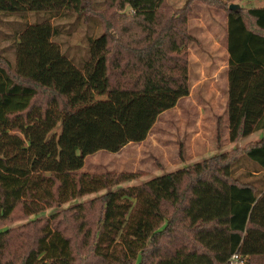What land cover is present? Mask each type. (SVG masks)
Returning a JSON list of instances; mask_svg holds the SVG:
<instances>
[{
  "label": "trees",
  "instance_id": "1",
  "mask_svg": "<svg viewBox=\"0 0 264 264\" xmlns=\"http://www.w3.org/2000/svg\"><path fill=\"white\" fill-rule=\"evenodd\" d=\"M196 1L227 17V127L236 143L264 130V7L231 11L228 5L242 0H189L174 10L165 0H71L60 13L27 22L25 10L3 2L0 16L19 20L2 22L13 31L11 62L0 51V224L16 212H51L0 229V264L264 258V136L245 145L240 160L209 158L140 183L136 174L80 172L88 156L143 142L160 114L188 96L187 48L195 40L187 14ZM93 4L112 9L119 25L108 21L87 38L79 65L60 50V29L49 20L70 15L73 23L101 26L103 12L87 16ZM85 87L108 98L74 111ZM243 158L262 173L259 187L232 177Z\"/></svg>",
  "mask_w": 264,
  "mask_h": 264
},
{
  "label": "rangeland",
  "instance_id": "2",
  "mask_svg": "<svg viewBox=\"0 0 264 264\" xmlns=\"http://www.w3.org/2000/svg\"><path fill=\"white\" fill-rule=\"evenodd\" d=\"M70 1L0 0V7L3 6L4 2L9 6L12 5L25 10L27 12L26 21L34 22L48 16L51 11L60 13ZM99 1L103 0H93L95 3ZM241 6L244 8H262L264 7V0H246ZM92 7H94V14L92 10L88 12L89 15L87 16L96 15L95 11L103 12L101 26L94 22L85 23L84 19L73 23V18L69 15L72 12H69V14L66 12L69 15L67 17L51 18L49 20L52 26H57L60 29L61 35L55 40L60 45V50L69 58H75L76 63L79 65L87 57V38L97 36L104 30V23L111 21L110 12L112 9L106 8L101 11L97 4H93ZM35 11L39 13H32ZM3 20L13 22L19 19L14 16L9 18L0 16V51L4 50L2 55L11 62L10 35H12L13 24L11 27L4 26ZM117 21V19L112 18L111 22L115 27L119 25ZM220 58V55L214 56L213 54L201 55L198 53L193 55L188 74V83L190 84L188 96L177 103L175 108L160 114L143 142L126 145L117 154L97 153L86 159L81 171L95 174H136L138 178L133 182L140 183L209 158L218 157L209 164L215 162L224 164L227 160L230 161L237 157L240 160L241 149L250 142L257 141L259 136H247L236 141V143H229L227 140L224 131V97L222 93L224 76H222L220 70L222 68ZM202 59L207 61L204 75H201L198 70ZM214 61L217 62L218 67L215 79H213V76L210 77L209 68V64ZM201 77H205V79L203 80ZM211 81L213 82L212 85L210 84ZM107 98L106 93L99 94L85 87L81 99L71 105V108L74 111H79L96 101H104ZM57 131H59V127L56 128ZM219 156H222L224 160L222 161ZM243 159L247 163L232 166V177L238 181L250 182L255 187H259L258 180L262 173L255 169L252 162L246 158ZM245 172H250V178H244L243 174ZM62 207H66V205ZM50 212L49 209L43 215L29 217L16 212L9 221L0 224V229L21 227L36 217L47 216ZM246 264H264V258H249L246 260Z\"/></svg>",
  "mask_w": 264,
  "mask_h": 264
},
{
  "label": "crops",
  "instance_id": "3",
  "mask_svg": "<svg viewBox=\"0 0 264 264\" xmlns=\"http://www.w3.org/2000/svg\"><path fill=\"white\" fill-rule=\"evenodd\" d=\"M187 1L189 0H165L168 6H170L174 10H179L180 8H182L187 3ZM245 1L246 0H242L241 2L234 1L230 4H235V5H238L239 8H244L241 5ZM187 28H188L189 34L195 40L194 42H191L187 48L189 67L192 61V56L198 53H200L201 55L213 54L214 56H217V55L221 56L220 59L222 60V64H221L222 68L220 70L222 71V76H224V82H223L224 88L222 91L223 97H224V131H225L226 138L228 140V127H227L228 125V120H227L228 54H227V17H226V14L222 10L207 6L200 1H196L192 3L191 10L187 14ZM201 62L202 63L200 64L198 70L201 72V75H204V69L206 67L207 61L202 59ZM189 67H188V74H189ZM209 68H210V77L213 76V79H215V77L217 76L216 73H218L217 62L214 61L213 63H210ZM201 78L203 80L205 79V77H201ZM210 84L212 85L213 82L211 81ZM189 87H190V84H189ZM180 101H178V103ZM216 134H217V131H216ZM253 135L259 136L258 137L259 139L264 136V130L253 133L249 135L248 137H251ZM130 144H135V143H130ZM98 153H101V152H98ZM107 154H111V153H107ZM91 156H88L87 158ZM84 165H85V162H84ZM82 171L80 170L81 173H85Z\"/></svg>",
  "mask_w": 264,
  "mask_h": 264
},
{
  "label": "built area",
  "instance_id": "4",
  "mask_svg": "<svg viewBox=\"0 0 264 264\" xmlns=\"http://www.w3.org/2000/svg\"><path fill=\"white\" fill-rule=\"evenodd\" d=\"M247 258H241L238 254H233L229 259V264H246Z\"/></svg>",
  "mask_w": 264,
  "mask_h": 264
},
{
  "label": "water",
  "instance_id": "5",
  "mask_svg": "<svg viewBox=\"0 0 264 264\" xmlns=\"http://www.w3.org/2000/svg\"><path fill=\"white\" fill-rule=\"evenodd\" d=\"M238 8H239V6L235 5V4H230L228 6V9L231 10V11H236Z\"/></svg>",
  "mask_w": 264,
  "mask_h": 264
}]
</instances>
